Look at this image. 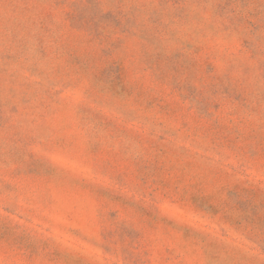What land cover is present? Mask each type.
<instances>
[{
	"label": "rangeland",
	"instance_id": "obj_1",
	"mask_svg": "<svg viewBox=\"0 0 264 264\" xmlns=\"http://www.w3.org/2000/svg\"><path fill=\"white\" fill-rule=\"evenodd\" d=\"M0 264H264V0H0Z\"/></svg>",
	"mask_w": 264,
	"mask_h": 264
}]
</instances>
